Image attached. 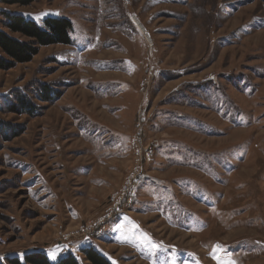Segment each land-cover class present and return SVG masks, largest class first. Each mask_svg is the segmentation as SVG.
<instances>
[{"label": "rangeland", "instance_id": "obj_1", "mask_svg": "<svg viewBox=\"0 0 264 264\" xmlns=\"http://www.w3.org/2000/svg\"><path fill=\"white\" fill-rule=\"evenodd\" d=\"M3 13L73 29L0 70L2 264L75 241L111 264H264V0H0L8 33ZM20 94L34 116L6 111ZM77 247L49 260L89 264Z\"/></svg>", "mask_w": 264, "mask_h": 264}, {"label": "trees", "instance_id": "obj_2", "mask_svg": "<svg viewBox=\"0 0 264 264\" xmlns=\"http://www.w3.org/2000/svg\"><path fill=\"white\" fill-rule=\"evenodd\" d=\"M36 0H7L11 5L27 7ZM4 21L3 27L8 30L5 33L0 30V70H10L16 64L28 63L37 55L38 49L51 45L70 46L71 33L73 26L68 19L65 18H46L41 26L32 21H28L19 15L2 14ZM12 35L19 36L14 38ZM36 94V93H35ZM58 97V95L56 96ZM52 91L47 87H42L40 92L36 94V98L44 103H52L58 100ZM9 103V102H8ZM10 113H19L34 116L37 113V107L27 101L20 94L14 104L10 105L7 110ZM2 123H0V133L6 132L1 136L3 141L16 137L14 132L12 135ZM6 128V130H5ZM8 131V132H7ZM83 255L89 264H111L103 255L92 248L82 250ZM7 264H79L72 256L67 255L57 262L52 263L49 258L40 251L27 252L21 258H9ZM0 264H2L0 262Z\"/></svg>", "mask_w": 264, "mask_h": 264}, {"label": "crops", "instance_id": "obj_3", "mask_svg": "<svg viewBox=\"0 0 264 264\" xmlns=\"http://www.w3.org/2000/svg\"><path fill=\"white\" fill-rule=\"evenodd\" d=\"M122 220V219H120ZM119 224H120V227L124 226V222L123 221H119ZM126 224V223H125ZM128 224H131L130 222H128ZM126 228V227H125ZM142 228V227H141ZM111 229V228H110ZM113 230L116 229V226L114 228H112ZM112 230V231H113ZM116 232V231H115ZM125 235H127L128 239H129V242H133L135 241L136 242H148L151 244V242L148 240V238L144 235L143 231L140 230V228L138 227H135V230L132 231L131 233L127 232ZM115 239L118 240V241H121L122 240V234L121 232H119V226L117 225V234L115 235ZM133 240V241H132ZM77 246L78 245V250L80 249V254L83 255L82 253V250H84V248L86 247H83L81 245L80 242L78 241H75V242H70V243H60V245H58L55 249H53L51 252H45L44 254L49 258V253H54L56 255V257H59L58 256V252L61 248H64V247H69V246ZM92 247H95V246H92ZM99 253L101 255H103L109 262L110 261V258H109V254L106 253L105 251L103 250H99Z\"/></svg>", "mask_w": 264, "mask_h": 264}, {"label": "snow or ice", "instance_id": "obj_4", "mask_svg": "<svg viewBox=\"0 0 264 264\" xmlns=\"http://www.w3.org/2000/svg\"><path fill=\"white\" fill-rule=\"evenodd\" d=\"M152 247L153 248H156L157 246L156 245H152ZM216 247L219 249L220 246L217 245ZM213 258L217 260V264H228V262L223 261L222 258H218L216 256H213ZM0 259H2V258H0ZM49 259L50 260H56L57 257H56V255L54 253H49ZM172 264H175V261L174 260H173Z\"/></svg>", "mask_w": 264, "mask_h": 264}, {"label": "bare ground", "instance_id": "obj_5", "mask_svg": "<svg viewBox=\"0 0 264 264\" xmlns=\"http://www.w3.org/2000/svg\"><path fill=\"white\" fill-rule=\"evenodd\" d=\"M133 24L136 26V28L140 31V32H143L144 30H143V27L141 26V24L135 19V18H133ZM147 40V39H146ZM149 41L147 40V43H148ZM148 44H150V42L148 43ZM41 252V251H40Z\"/></svg>", "mask_w": 264, "mask_h": 264}, {"label": "built area", "instance_id": "obj_6", "mask_svg": "<svg viewBox=\"0 0 264 264\" xmlns=\"http://www.w3.org/2000/svg\"><path fill=\"white\" fill-rule=\"evenodd\" d=\"M116 210V209H115ZM119 212V211H118ZM114 213H117V210L114 212ZM88 234V233H87ZM87 234H85V235H83L82 237H85V236H87ZM81 237V238H82ZM80 238H78L77 237V240H79ZM64 252H68V253H70V254H73V253H75V249H74V247H71L70 248V250H67L66 248L63 250Z\"/></svg>", "mask_w": 264, "mask_h": 264}]
</instances>
